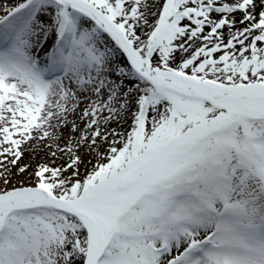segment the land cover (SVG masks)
Returning a JSON list of instances; mask_svg holds the SVG:
<instances>
[{"label": "snow or ice", "instance_id": "snow-or-ice-1", "mask_svg": "<svg viewBox=\"0 0 264 264\" xmlns=\"http://www.w3.org/2000/svg\"><path fill=\"white\" fill-rule=\"evenodd\" d=\"M0 264H264V0H0Z\"/></svg>", "mask_w": 264, "mask_h": 264}, {"label": "rangeland", "instance_id": "rangeland-1", "mask_svg": "<svg viewBox=\"0 0 264 264\" xmlns=\"http://www.w3.org/2000/svg\"><path fill=\"white\" fill-rule=\"evenodd\" d=\"M39 159H40V158H39V157H37V159H36V160H32V161H30V157H27V156H26V158H25V161H24V162H25V163L31 162V163L33 164V166H35V163H36V162H38V161H39ZM58 163H60V162H58Z\"/></svg>", "mask_w": 264, "mask_h": 264}]
</instances>
